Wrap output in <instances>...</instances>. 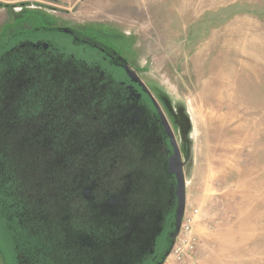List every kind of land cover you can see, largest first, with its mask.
<instances>
[{
  "label": "rangeland",
  "instance_id": "1",
  "mask_svg": "<svg viewBox=\"0 0 264 264\" xmlns=\"http://www.w3.org/2000/svg\"><path fill=\"white\" fill-rule=\"evenodd\" d=\"M43 18L109 43L166 103L169 118L162 113L184 162V214L196 236L188 264H264V0H0V45L46 37L90 61V49L45 30ZM106 153L109 162L81 194L110 192ZM127 173L117 172L116 189ZM101 200L107 205L110 197ZM169 223L156 240L159 256L169 246ZM164 257L162 264H176L171 251ZM0 264H16L1 217Z\"/></svg>",
  "mask_w": 264,
  "mask_h": 264
},
{
  "label": "trees",
  "instance_id": "2",
  "mask_svg": "<svg viewBox=\"0 0 264 264\" xmlns=\"http://www.w3.org/2000/svg\"><path fill=\"white\" fill-rule=\"evenodd\" d=\"M10 54L2 62L5 69L0 81V217L18 264H154L156 258H144L151 225L158 224L159 209L165 220L173 221L166 165L161 177L164 190L160 197H153L155 212L142 211L141 205L125 212L127 215L121 210L115 216L109 209L92 210L80 196V187L87 180L97 181L99 169L109 161L105 148L98 150L97 140H93L97 135L92 133L91 117L79 129L75 127L79 114L69 109L64 118L50 116L57 123L52 124L49 160L45 162L39 155L43 146L32 150L33 135L16 128V122L25 119L21 115L14 119L11 113L14 100L26 101L27 95H47L52 102L73 104L90 91L95 71L56 54L48 59L30 53ZM59 121L65 122V129L59 128ZM132 138L116 141L113 160L109 158L111 185L117 184L118 171L128 172L134 164L127 163L125 156H141ZM84 207L91 211L86 213ZM131 217L146 225L143 232H137Z\"/></svg>",
  "mask_w": 264,
  "mask_h": 264
},
{
  "label": "flooded vegetation",
  "instance_id": "3",
  "mask_svg": "<svg viewBox=\"0 0 264 264\" xmlns=\"http://www.w3.org/2000/svg\"><path fill=\"white\" fill-rule=\"evenodd\" d=\"M43 21L45 30H54L67 34L71 37L74 44L90 49L89 55L92 57L90 61L81 60L74 57V55H66L56 50L50 39L46 37L35 41H16L10 45L7 42H3L0 47L6 49L4 54L30 53L29 55H41L46 59L53 54L60 55L63 58L69 57L78 63L80 62L91 67L95 71L96 78L92 80L94 83H91L90 91L86 92L85 95H79V99L74 100L73 104L66 101L52 102L47 95H27L25 97L27 98L26 101H17L15 99L12 104L11 117L19 119L21 115L25 119L24 122L17 121L16 128L25 129L27 133L33 135V140L29 143V147L32 150L33 148L36 150L37 146H43L41 149L42 153L39 155L45 162L49 160V134L50 131H54L52 124L57 123L55 121L51 122L50 116L59 117V119L61 117L64 118L68 109L79 114L80 118H78L75 124L76 128H82L84 119L91 117L93 121L92 133L97 135L93 140H97V148L100 151L105 148L107 152L110 148V160H113L111 153L115 149L116 141L120 142L122 138L130 137V135L133 136L132 139L136 141V148H140L141 150V156L137 158H125L127 163L133 162L134 164L130 168L128 166L129 171L124 183L121 184L123 187L119 186L116 189L117 184L110 185V192L95 193L94 191H87L80 194V196L91 199V205L94 209L98 207H104L105 210L109 209L111 216H115L114 213L118 210L123 211L122 213L124 214L125 212L128 213V211H131L135 207L137 208L139 205L143 206L142 211L155 212L153 197L161 194H150L148 197H145L143 195L144 191L140 190L137 185L141 182L139 178L144 179L145 184L155 183L160 185L162 183V167L164 169V164L167 167L168 158L173 151L170 137L165 132L162 124L161 115L164 116L162 108L163 110H167L166 116L168 118L170 114L166 103L163 99H160V95L157 94L159 97L157 95L153 96L140 79L139 81L133 80L126 72V67L132 70L130 66L121 58L116 50L110 47L109 43L101 42L97 35L91 37L89 34L75 29L47 26L44 18ZM23 26L30 27L28 23L23 24ZM40 28L43 29L42 27ZM2 67L4 68L3 63L1 71H3ZM1 75L3 74L0 73V81ZM82 91H80V94ZM52 109L53 114H51ZM166 122L168 124L167 119ZM58 123L59 128H66L65 122L59 121ZM105 135L110 137V141H108ZM172 136L174 138L173 133ZM40 140H42V144ZM166 172H168L167 168ZM110 178H112L111 174ZM168 178L169 184H172L168 188L171 190L170 198H172L169 203L172 207L171 219H173L175 208L173 182L175 183V179L170 173H168ZM112 182L113 180L111 179L110 184ZM106 194L110 197V200L109 204L104 205L101 199ZM141 196L145 197V199L141 200ZM161 212L162 210L159 209L157 214L158 224L155 221L151 225L150 246L146 250L148 253L145 254L144 258H159L160 261L162 258H165V254L159 256L155 252L157 237L162 232L167 220V217L166 220L162 217ZM166 213L168 215L169 212L167 211ZM169 224L172 225V222ZM16 258L17 255L15 253V260ZM155 261L157 260L155 259ZM16 264H18L17 260Z\"/></svg>",
  "mask_w": 264,
  "mask_h": 264
},
{
  "label": "water",
  "instance_id": "4",
  "mask_svg": "<svg viewBox=\"0 0 264 264\" xmlns=\"http://www.w3.org/2000/svg\"><path fill=\"white\" fill-rule=\"evenodd\" d=\"M126 72L133 80L139 81V78L137 77L135 72L128 69V67H126ZM161 117H162V124H163L164 130L167 133V135L170 137V140L172 142V150H173L172 154L168 158L166 168H167L168 173L172 174L175 179V186H174L175 208L173 211L172 231L169 233V236H168L169 246L165 253V256H167L170 253L171 248L176 240V237L178 235L180 225L182 222V218L184 215L185 184H184V177H183V171H182L184 162L181 161L179 150L177 148V145L170 131V127L168 126L166 122V119L164 118L163 115H161ZM163 260L164 258H162L159 264H162Z\"/></svg>",
  "mask_w": 264,
  "mask_h": 264
},
{
  "label": "built area",
  "instance_id": "5",
  "mask_svg": "<svg viewBox=\"0 0 264 264\" xmlns=\"http://www.w3.org/2000/svg\"><path fill=\"white\" fill-rule=\"evenodd\" d=\"M195 246L196 236L192 232V220L184 214L178 235L171 248V255L176 264H188L191 254L195 251Z\"/></svg>",
  "mask_w": 264,
  "mask_h": 264
},
{
  "label": "bare ground",
  "instance_id": "6",
  "mask_svg": "<svg viewBox=\"0 0 264 264\" xmlns=\"http://www.w3.org/2000/svg\"><path fill=\"white\" fill-rule=\"evenodd\" d=\"M127 158V156H125ZM128 157L130 158L131 156L128 155ZM140 175V174H139ZM138 179V178H137ZM141 180V182L139 183V185H137L140 190L144 191L143 192V195L146 197H148L150 194L151 195H157V194H161L162 193V190H164V183L162 182L160 185H157L155 183H152V184H145L144 183V179H140L139 178V181ZM137 183H138V180H137ZM158 197H160V195H157ZM156 196V197H157ZM145 197L141 196L140 199L141 200H144ZM124 214V213H123ZM126 215V214H124ZM131 221L133 222H136V217H131ZM135 227L138 228L137 232H143L142 230L146 227V225H143L141 222H136V225Z\"/></svg>",
  "mask_w": 264,
  "mask_h": 264
}]
</instances>
